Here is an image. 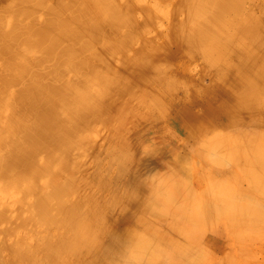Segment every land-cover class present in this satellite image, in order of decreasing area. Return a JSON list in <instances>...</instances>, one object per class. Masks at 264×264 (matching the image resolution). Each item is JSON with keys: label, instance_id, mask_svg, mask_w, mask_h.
Instances as JSON below:
<instances>
[{"label": "rangeland", "instance_id": "1", "mask_svg": "<svg viewBox=\"0 0 264 264\" xmlns=\"http://www.w3.org/2000/svg\"><path fill=\"white\" fill-rule=\"evenodd\" d=\"M233 3L229 9L219 0H115L99 18L80 0H0V264H92V257L99 259L98 264H112L113 248L98 249L95 239L84 232L85 244L91 247L87 252L73 250L78 247L74 244L79 238L77 227L83 224L88 231L99 230V244L113 240L114 248L130 227L154 237V243L163 247L161 252L168 253L159 264H173L170 254L176 248L187 251V247L182 250L186 241L194 250L190 248L193 251L184 253L185 257L194 255L195 264H220L224 259L225 264H264V168L260 170L263 164L252 158L264 154V125L259 122L264 121V72L261 89L255 90L250 83H242L226 60L247 56L238 44L250 36H242L241 27L250 26H244L250 15L260 18L264 26V0ZM228 75L235 80L232 84ZM234 84L252 102L245 116L249 114V119L238 122L231 120L236 111H228L221 98L222 89ZM208 106L219 114L209 112ZM183 111L186 117L192 115L188 136L180 131L185 125L175 120ZM200 125L201 134H197ZM212 140L215 148L222 141L218 146L222 151H210ZM204 147L209 148L201 151ZM222 147L227 159L234 157H229L231 166L232 161L227 163L224 154L220 156ZM199 149L205 157L217 155L206 159ZM240 151L252 160L244 157L246 164L243 157L239 160ZM223 168H233L236 173L228 172L239 175V181L243 176L245 182L237 184L226 171L222 174ZM166 173L176 174L178 186H173L177 187H171L172 175ZM165 177L166 188L172 189L169 195L181 199L170 203L189 207L185 209L194 215L191 221L172 224L170 216L184 207L160 211V217L151 213L158 186L161 193L167 191ZM251 179H257L254 189L249 186ZM201 189L215 190L220 196L217 202L222 203L215 202L213 191L214 199H209L211 194L199 193ZM219 191H229L231 199ZM189 194L199 195L198 199L192 197L191 202ZM232 197L245 200L231 204ZM73 206L77 215L72 219L66 210ZM194 207L201 215L205 210L199 219L203 226ZM173 230L183 232L177 236L186 241L176 239ZM159 231L168 233L166 238ZM149 260L145 254L133 262H154Z\"/></svg>", "mask_w": 264, "mask_h": 264}, {"label": "bare ground", "instance_id": "2", "mask_svg": "<svg viewBox=\"0 0 264 264\" xmlns=\"http://www.w3.org/2000/svg\"><path fill=\"white\" fill-rule=\"evenodd\" d=\"M81 2H83V3H86L88 6H89V8L92 10V11H94L95 12V14H98V17L99 18H102V16H101V12L103 11V10H105L106 8H111L112 7V4L115 2V0H80ZM234 1H236V0H219V2L220 3H222V7H224V8H229V9H233L234 7H233V4H235V3H233ZM253 16V15H252ZM244 26L245 25H247L248 23H250V26H246V27H241V28H244V29H242L243 30V32L242 31H240L241 33H242V36H250V40H245V42L244 43H241V45H240V43L238 44L239 45V48H240V50L241 51H243L244 53H246L247 54V56H242L241 58L240 57H236V58H234V57H232V56H228L227 58H226V60H227V62H228V65L230 66V67H232L231 69H233L234 71H237V74L239 75V76H241L242 77V83H245L244 81H246V82H248V83H250L251 85H253V87H254V89L255 90H257V88H259V90L261 89V83L263 82V75L261 74V73H263L264 72V26L262 25L263 24V21L261 20L260 21V18H258V19H255L254 20V18H252L251 17V15H250V18H248V19H246V20H244ZM261 22V23H260ZM255 23V24H254ZM253 25V26H252ZM92 26V25H91ZM250 34H253V36L252 35H250ZM247 41V42H246ZM241 46V47H240ZM224 57V56H223ZM224 60V59H223ZM230 75H228V77H227V81L229 82V81H231V83L230 84H232L235 80H233L231 77H229ZM241 83V84H242ZM238 84H240V83H238ZM242 86V85H241ZM229 89H230V91H229ZM264 90V89H263ZM262 90V91H263ZM222 91H224V92H221V94H222V96H221V98L223 99V98H225V100L223 99L222 101L223 102H226V104H227V110L228 111H230V112H232L233 110H235L236 111V115L233 117V119H231L232 121H236V122H238V121H243V120H245V119H249V114H248V116L247 117H245L246 115H247V113H248V110H249V108H251L250 107V105L252 104V102H250V101H248L247 99L245 100L243 97L244 96H242V93L244 92V90L241 88V87H239V86H237V85H233L232 87H230V88H228L227 90L226 89H222ZM228 91V92H227ZM257 98H258V94H257ZM257 102V101H256ZM258 103V102H257ZM253 108H254V106H253ZM256 108V107H255ZM207 109L209 110V112H211V113H215V114H219L218 112H217V110H215L213 107H207ZM261 109V108H260ZM259 109V110H260ZM264 109V108H263ZM262 109V110H263ZM264 111V110H263ZM261 112V111H260ZM259 113V112H258ZM263 114H264V112H262ZM258 116V115H257ZM186 117V112H181V113H179L178 115H176V118H175V120H176V122H178V123H181V124H184L185 126H183L182 128H181V133L182 134H185L186 136H188V135H190V133L189 132H191V130H192V128H191V125L190 124H188L189 123V121H191V118H192V115L191 114H188V116L186 117V119H188L187 120V122L186 121H184V118ZM261 117V116H260ZM194 118L195 119H198V118H196L195 116H194ZM263 118V117H262ZM262 118L260 119V118H258V119H260V120H262ZM201 119H203V118H201ZM264 119V118H263ZM255 121H257V118H256V120ZM254 121V122H255ZM246 122V121H245ZM244 122V123H245ZM248 122V121H247ZM254 122H251L250 124H255ZM260 122V124H261V127L264 125V121H263V123H261L262 121H259ZM259 122H257V124L259 125ZM257 124H255V125H257ZM257 125V126H258ZM251 127V126H250ZM260 127V128H261ZM264 127V126H263ZM198 128H200V129H198ZM197 128V134H201V125L199 126ZM238 129H240V128H237V130ZM247 129V128H246ZM249 129V128H248ZM247 129V130H248ZM252 129H254V128H252ZM262 129V128H261ZM242 130V128L240 129V131ZM257 131H258V129H256ZM239 131V132H240ZM203 132V131H202ZM206 132V131H205ZM237 132V131H236ZM242 133H243V131H241ZM207 133H209V132H207ZM206 133V134H207ZM238 133V132H237ZM245 133V132H244ZM250 133V132H249ZM251 133H253V132H251ZM261 133V132H260ZM205 133H203L202 135H204ZM256 134V133H255ZM202 135H200V136H202ZM209 135V134H208ZM257 135H260V134H257ZM243 137L244 136V134H241L240 135V137ZM40 137V136H39ZM216 136H213V138H215ZM226 137V136H225ZM232 137V136H231ZM248 137V136H247ZM259 137H262V136H259ZM258 137V138H259ZM217 138V137H216ZM222 139H223V141H224V138L223 137H221ZM229 139H230V137H228ZM227 138V140L229 141V139ZM244 138V137H243ZM242 138V139H243ZM252 138H254V136L252 137ZM30 139V138H29ZM217 139H220V138H217ZM221 139V140H222ZM257 139V138H256ZM216 140V139H215ZM220 140V141H221ZM16 141V140H15ZM214 140H212V142H211V144H209V147H210V145H212V143L214 144V142H213ZM231 141H233L232 139L230 140V143H231ZM238 141V140H237ZM244 141H245V138H244ZM259 141V140H258ZM206 142H208L207 140H206ZM205 142V143H206ZM222 142V141H221ZM221 142H219V144H218V146L220 145V143ZM240 142H242V140L240 141ZM253 142V141H252ZM27 143V142H26ZM209 143V142H208ZM224 144L226 143V142H223ZM228 143V142H227ZM243 143V142H242ZM244 143H246V142H244ZM224 144H223V146H224ZM235 144V143H234ZM228 145H230L231 147L233 146V145H231V144H228ZM247 145V144H246ZM258 145V144H257ZM28 146V145H27ZM218 146H216V148L214 147V145H212V148H210V151H213V149H217V150H219V152L220 151H222V150H220V147H218ZM241 147H242V145H240ZM200 147H203V146H200ZM208 147V148H209ZM214 147V148H213ZM248 147V146H247ZM208 148H206V149H208ZM223 148V147H222ZM236 148V147H235ZM240 148V147H239ZM205 149V147H204V149H199V152L200 153H202L201 151H204V150H206ZM212 149V150H211ZM237 149V148H236ZM240 149H242V148H240ZM239 149V150H240ZM248 149V148H247ZM201 150V151H200ZM231 150V149H230ZM209 150H207L206 152H210ZM218 152V151H217ZM218 152V153H219ZM223 152L224 153H221V157H222V154H224V156L223 157H225L226 158V152L227 151H225L224 150V148H223ZM241 152V151H240ZM249 153H250V151H248ZM208 153H206V156H207V154ZM211 153V152H210ZM228 153V152H227ZM231 153V152H230ZM235 153V152H234ZM238 153V152H237ZM211 154H213V153H211ZM233 154V153H232ZM244 154L245 153H242L241 152V156H239V160H240V158L241 157H243L242 158V160H244V157H245V160H247L248 162L250 161V160H252L249 156L248 157H246V156H244ZM202 155L205 157V154H203L202 153ZM210 155V154H209ZM214 155V157L217 155V153H214L213 154ZM252 155V154H251ZM193 156V155H192ZM211 156V155H210ZM209 156V157H210ZM229 157H232V158H234L233 156H230V155H228ZM252 156H254V157H252L253 158V160L255 161V162H257V163H260V164H263V166H261V168H260V166L259 165H257L256 163H254V164H256L259 168H260V170H262L263 168H264V154H257V155H252ZM31 157V156H30ZM208 156L207 157H205L206 159L207 158H209ZM214 157H210L211 159H214ZM229 157H228V159H229ZM224 158V160H226V162L227 161H229L227 158L225 159ZM237 158V157H236ZM211 159H208V161H210V162H212V160ZM216 159V158H215ZM178 160V159H177ZM198 160V159H197ZM241 160V161H242ZM245 160L243 161L244 163H245ZM179 161V160H178ZM182 161V160H181ZM220 161V160H219ZM223 161V160H222ZM230 161H232V160H230ZM229 161V162H230ZM238 161V160H237ZM177 162V161H176ZM199 162V161H198ZM213 162H216L215 160H213ZM212 162V163H213ZM224 162V164H226V162L225 161H223ZM247 162V163H248ZM228 163V162H227ZM238 163V162H237ZM236 163V165L237 166H239V165H242L241 163L240 164H237ZM253 163V162H252ZM251 163V164H252ZM220 164V163H219ZM230 164V166H231V164H233V161L231 162V163H229ZM246 164V163H245ZM250 164V163H249ZM250 164V165H251ZM49 165V164H48ZM205 165V164H204ZM228 165V164H227ZM236 165H234V167L237 169H239V167H237ZM209 166V165H208ZM218 166H220V165H218ZM199 167V166H198ZM222 167H224V166H222ZM226 167V166H225ZM224 167V168H225ZM233 167V168H234ZM263 167V168H262ZM181 169H182V167H180ZM208 168V167H207ZM213 168V167H212ZM216 168V167H215ZM224 168L221 170V171H223L224 170ZM229 168V167H228ZM233 168H232V170H231V168L229 169V170H231V171H233ZM184 169V168H183ZM201 169V167L198 169V170H200ZM227 169V168H226ZM226 169H225V171H226ZM249 169V168H248ZM202 170H203V166H202ZM229 170H227L226 172L225 171H223L224 173H222L223 175H225V173L227 174V177H233V175L231 174L232 172H228ZM235 170V169H234ZM264 170V169H263ZM262 170V173L264 172ZM189 171V170H188ZM212 171H213V169H212ZM217 171V170H216ZM220 171V172H221ZM239 171H241L240 169H239ZM239 171H238V173H239ZM259 171V170H258ZM235 171H233V173H234ZM242 172V171H241ZM240 172V173H241ZM246 172V171H245ZM206 173V172H205ZM212 173H215V170H214V172H212ZM236 173V172H235ZM247 173V172H246ZM207 174V173H206ZM231 174V175H230ZM241 174H244V173H241ZM248 175H249V173H247ZM161 175H163V174H161ZM165 175H172V178H171V176H170V180H172V186L171 187H177L178 185H177V177H175V178H173L174 176H176V174H165ZM174 175V176H173ZM195 175V174H194ZM219 175H221V174H219ZM229 175V176H228ZM244 175H246V174H244ZM262 175H264V173L262 174ZM164 176V175H163ZM162 176V177H163ZM184 176H186V175H184ZM239 176V175H238ZM237 176V177H238ZM201 177H202V174H201ZM220 177H222V176H220ZM237 177H235V174H234V177L232 178L233 180H234V178L236 179V180H234L235 182H237V181H239V179L237 180ZM241 177V176H240ZM239 177V178H240ZM198 178V177H197ZM196 178V176H195V179H197ZM242 178L244 179V177L242 176ZM241 178V179H242ZM250 178H252V176H250ZM250 178H248V179H250ZM168 179V178H167ZM166 177H165V179H164V182H163V186L166 184V183H168V182H165L166 180ZM173 179H176V180H174L173 181ZM181 179H183L182 177H181ZM199 179L201 180V178L199 177ZM205 179V178H204ZM216 179H218L217 180V182L219 181V178H216ZM226 179V178H225ZM242 179V180H243ZM157 180H161V178H157ZM170 180H169V182H170ZM198 180V179H197ZM221 180V179H220ZM242 180H240L241 182H243ZM251 180H253V179H251ZM251 180H249V183H250V187H251V189H252V187H253V189H254V187H256L255 186V181L257 180H253V182H251ZM62 181H64V180H62ZM147 181V180H146ZM156 179L154 180V183L155 184H157L156 182ZM162 181V180H161ZM176 181V182H175ZM180 181V180H179ZM182 181V180H181ZM199 181V180H198ZM223 181V180H222ZM226 181V180H225ZM239 181V182H240ZM175 182V183H174ZM183 182V181H182ZM182 182H180V183H182ZM197 182V181H196ZM220 182V181H219ZM244 182H245V179H244ZM161 182H159V184H160ZM188 183H189V181H188ZM198 183V182H197ZM200 183V182H199ZM214 183V182H213ZM256 183H258V182H256ZM162 184V183H161ZM173 184L175 185H177V186H173ZM194 184V183H193ZM201 184V183H200ZM203 184H204V182H203ZM216 184V181H215V183H214V185ZM237 184H238V182H237ZM240 184V183H239ZM52 185H53V182H52ZM169 185V184H168ZM180 185V184H179ZM192 185V184H191ZM217 185V184H216ZM219 185V184H218ZM231 185V184H230ZM257 185V184H256ZM152 188H153V183H152V185H150ZM155 186V185H154ZM158 186V185H157ZM170 186V185H169ZM186 186H188V185H186ZM201 186H203V185H201ZM170 187V188H171ZM181 188H182V185L180 186ZM179 187V188H180ZM192 187V186H191ZM190 187V188H191ZM211 187V186H210ZM214 187V186H213ZM259 187V186H258ZM158 188H159V186H158ZM157 188V190H158V198H156L157 199V201L155 202V203H153V204H151V206H150V211H151V213H154V214H157V216L158 217H160L161 215V212H166V213H168L167 212V210L168 209H170V210H177L178 208H182V207H184V206H181L180 207V205H181V203H179V205H178V207H176V205H174L175 204V202H173V203H170L171 202V200H173V199H175V197L174 198H172V196H170L169 194H171V190H168L167 188H166V185H165V188H166V190L167 191H165V190H163V191H165V192H163V193H161V190H159ZM187 188V187H186ZM185 188V189H186ZM190 188H189V190H190ZM200 188V187H199ZM244 188H246V187H244ZM161 189V188H160ZM174 189V188H173ZM176 189V188H175ZM195 189H197V188H195ZM225 189H226V187H225ZM243 189V188H242ZM263 189V188H262ZM262 189H260V190H262ZM83 190V189H82ZM188 190V189H187ZM222 190V189H221ZM231 190V192H232V189H230ZM246 190H248V189H246ZM257 190V188L255 189V191ZM175 191V190H174ZM201 192H199V193H202L203 191H202V189L200 190ZM210 192H208V190L206 191H204L203 193H205L206 194V192H207V194H206V196H208L209 194L208 193H210L211 194V197L209 198V199H214L215 200V202L218 204L219 202V204H221L222 202H221V200H219V202H217V200H216V198L218 197L217 195V193H214V192H216L215 190L213 191L212 189L211 190H209ZM213 191V196H214V194H215V196H214V198H213V196H212V192ZM254 191V192H255ZM37 192V191H36ZM81 192V191H80ZM173 192V191H172ZM191 193L193 192V191H190ZM198 192V191H197ZM220 192V191H219ZM228 192L229 191H227V192H220L219 193V195L222 193V195L224 194V197H225V195L226 196H228ZM231 192H230V194H231ZM249 192V191H248ZM253 192V191H252ZM262 192H263V190H262ZM261 192V193H262ZM35 193V192H34ZM42 193V192H41ZM161 193V194H160ZM175 193V192H174ZM179 193H182V192H179ZM186 193V192H185ZM184 193V191H183V193L182 194H185ZM198 193V194H199ZM238 193V192H237ZM257 193H259L260 194V192L258 191ZM39 194H40V192H39ZM80 194V193H79ZM249 194V193H248ZM76 195V194H75ZM74 195V196H75ZM172 195V194H171ZM176 195H177V193H176ZM186 195H187V193H186ZM190 195V198H189V196H188V198L191 200V202L196 198V199H198V196L199 195H192L191 196V194H189ZM201 196H204V195H202V194H200ZM233 195V194H232ZM242 195V194H241ZM260 195H262V194H260ZM173 196H175V195H173ZM179 196V195H178ZM184 196V195H183ZM237 196H240V195H238L237 194ZM245 196H246V194H245ZM251 196H252V194H251ZM263 196V195H262ZM70 198L72 197V195L71 196H69ZM194 199H193V198ZM222 197V196H221ZM230 199H231V197H230V195L228 196ZM227 197V198H228ZM64 198V197H63ZM74 198V197H73ZM180 197H176V199L175 200H177V199H179ZM203 198H205V197H202V199ZM218 198H220V196L218 197ZM234 200H233V202L231 203V204H233L234 203V201H236V200H242V199H240V197L237 199L236 198V200H235V197H232ZM256 199H257V197H255ZM72 199V198H71ZM184 200L185 199H187V198H183ZM207 199V198H206ZM205 199V200H206ZM180 200V202H181V199H179ZM183 200V201H184ZM204 200V201H205ZM224 200V199H223ZM227 200V199H226ZM243 200H245V198L243 199ZM242 200V201H243ZM254 200V199H253ZM258 200V199H257ZM178 201V200H177ZM176 201V202H177ZM200 201V200H199ZM203 201V200H202ZM200 202V204L202 203V205H204L203 204V202ZM208 201V200H207ZM207 201H205L206 203H207ZM225 201V200H224ZM223 201V202H224ZM228 201V200H227ZM242 201H240V203L242 202ZM179 202V201H178ZM195 202V201H194ZM215 202H212V203H215ZM230 202H231V200H230ZM245 202V201H244ZM190 203V202H189ZM227 203H229V202H227ZM250 203V202H249ZM177 204V203H176ZM190 204H192V203H190ZM210 204V203H209ZM218 204V205H219ZM225 204V203H224ZM224 204H222V206L224 205ZM230 204V205H231ZM238 204V203H237ZM244 204V203H243ZM258 204V203H257ZM185 205H186V203H185ZM240 205V204H239ZM264 205V204H263ZM192 206V205H191ZM190 206V207H191ZM206 206V205H205ZM207 206H208V203H207ZM207 206H206V208H207ZM213 206V205H212ZM211 206V207H212ZM232 206H235V205H232ZM237 206V205H236ZM254 206V205H253ZM252 206V207H253ZM160 207H161V209H160ZM193 207V206H192ZM200 207V206H199ZM198 207V208H199ZM202 207V206H201ZM210 207V208H211ZM221 207V206H220ZM246 207V206H245ZM255 207V206H254ZM185 208H189V207H184L183 209H185ZM197 208V207H196ZM223 208V207H222ZM251 208V207H250ZM63 209H66L65 207H63ZM190 209V208H189ZM188 209V210H189ZM196 212H198V210L197 209H195V207L193 208ZM208 210H209V208H207ZM241 209V208H240ZM186 210L187 209H185L184 211H182L181 213H178V212H174V214L173 215H171L170 217H171V222H172V224H174V225H176V226H178V224H180V223H185V222H188V221H191V218L193 217L194 218V215L192 216V213H189L190 211H187L186 212ZM194 210H191L192 212L194 211ZM200 210V209H199ZM235 210V209H234ZM247 210V209H246ZM67 211V215H68V217H70V218H74V216H76L77 214V211H76V207H72L71 209H67L66 210ZM161 211V212H160ZM179 211H180V209H179ZM195 211H194V213H195ZM203 211V210H202ZM217 211V210H216ZM231 211V210H230ZM232 212V211H231ZM230 212V213H231ZM264 212V211H263ZM204 213H205V210H204ZM204 213H203V215H201L200 214V212H198V213H196L195 215H197L198 217V220H197V222H199L200 224L202 223V221H200L199 219H201L203 216H205L204 215ZM220 213V212H219ZM229 212L227 211V213L226 214H228ZM229 213V214H230ZM237 213V212H236ZM164 214V213H163ZM198 214H200V215H198ZM206 214H208L209 215V213H207L206 212ZM228 214V215H229ZM239 214L240 213H238V216H239ZM247 214H248V211H247ZM231 215H232V213H231ZM248 215H250V214H248ZM264 215V214H263ZM156 216V215H155ZM164 216H165V219L167 218V216L164 214ZM207 216V215H206ZM220 216H221V213H220ZM238 216H236V217H238ZM35 217V216H34ZM148 217V216H147ZM158 217H156V218H158ZM208 218H209V216H207ZM212 217V216H211ZM245 217H247V216H245ZM264 217V216H263ZM263 217H261V218H263ZM164 217H163V215H162V218L161 219H163ZM231 218V217H230ZM229 218V219H230ZM159 219V218H158ZM195 219H193V220H195ZM210 219V218H209ZM222 218H220L219 219V221L221 220ZM238 219V218H237ZM248 219H249V217H248ZM151 220V219H150ZM164 220V219H163ZM227 220V219H226ZM239 220V219H238ZM259 220V219H258ZM209 221V220H208ZM215 221V220H214ZM216 221H218V220H216ZM215 221V222H216ZM218 221V222H219ZM250 221V220H249ZM263 219H262V222H261V224H264L263 223ZM160 223H163V222H161V221H159ZM194 222H196V221H194ZM196 222V223H197ZM224 222V220H222L221 221V223H223ZM228 222V221H227ZM196 223H193V224H195L196 225ZM210 223V222H209ZM220 223V224H221ZM157 224V223H156ZM198 224V223H197ZM200 224H198V225H200ZM258 224H260V223H258ZM150 225V224H149ZM160 225V224H159ZM198 225H196V228H197V226ZM223 225V224H222ZM242 225V224H241ZM244 225V224H243ZM245 225H246V223H245ZM247 225H250L249 224V222H248V224ZM251 225H253V224H251ZM155 226V225H154ZM163 226H164V224L163 225H161V227L163 228ZM201 226H203V223H202V225ZM208 226V225H207ZM150 227V226H149ZM165 227H166V224H165ZM167 227H168V229L171 227L172 229L174 228V226L172 225H170V227L167 225ZM166 227V228H167ZM225 227H227V226H225ZM230 227V226H229ZM237 227H239V226H237ZM249 227V226H248ZM86 228V224L84 225H80L79 227H77V235H78V241L76 242V243H74V244H78V247L77 248H74L73 250H81V251H86L87 252V250L89 249L88 247H91L90 245H86L85 244V241H87L85 238H83V237H85L83 234H82V232H84V234H86V236H88V238L89 239H92V238H94L95 239V243L93 244L94 246H97L98 247V249H104L105 248V246L106 247H108V248H113V252L115 253V256H114V259L112 260V264H132V263H134L133 261H135L136 260V257L137 256H140V255H147V257H149V261H151V260H153L154 262H152L151 261V263H146V264H159L160 263V258H167V257H164V256H166L167 254H166V252H161V250L160 249H163V247L162 248H160V245L159 244H157V242H155L154 243V239H152V238H154V237H152L151 239L150 238H148V237H145V235H143V234H138L136 231H135V228H133V227H130V228H128L127 230H125V232H123L122 234H121V236H119L118 237V239H117V241H118V247H116V248H114L113 247V245H114V242H113V240H109V239H107V240H103L102 242H101V244H99V242L97 241V237L99 236L98 235V233H99V230H91V231H88L87 229H85ZM161 228V229H162ZM170 228V229H171ZM176 229H178V227H175ZM201 228V227H200ZM202 228H204L205 229V226L204 227H202ZM202 228H201V231H202ZM160 229V230H161ZM164 229V228H163ZM194 228H192V231H194L195 232V229L193 230ZM225 229V228H224ZM223 229V230H224ZM227 229V228H226ZM246 229V228H245ZM153 230V229H152ZM166 229H164V231H165ZM178 230H180V229H178ZM176 231V230H173V233H174V231H175V233H176V235L175 236H177V234H179V236H180V233L181 234H183V232H180V231ZM197 230V229H196ZM210 230V229H209ZM149 231V230H148ZM155 231V230H154ZM169 231V230H168ZM168 231H166V232H168ZM198 231H199V229H198ZM198 231H197V233H198ZM205 231H207V229L205 230ZM225 231V230H224ZM224 231H220V232H224ZM250 231V230H249ZM260 231H261V229H260ZM4 232V231H3ZM2 232V233H3ZM160 232V231H159ZM179 232V233H178ZM187 232H189V231H187ZM194 232L193 233H191V235L192 234H194ZM208 232V231H207ZM245 232H247V231H245ZM161 233V232H160ZM171 232H169V234H170ZM172 233V234H173ZM225 233H227L226 231H225ZM230 233V232H229ZM228 233V234H229ZM234 233V232H233ZM157 234H159V233H157ZM162 235H164V233L162 232L161 233ZM167 234L168 233H166V235H164V237L166 238V236H167ZM189 234H190V232H189ZM200 234H202V233H200ZM250 234H252V233H250ZM153 235V234H152ZM171 235V234H170ZM186 235H187V233H186ZM204 235H206V233H204ZM247 235V234H246ZM147 236V235H146ZM159 236H160V234H159ZM173 236H174V234H173ZM175 236L173 237L174 238V241H178L180 238L177 236L176 237V239L177 238H179L178 240H176L175 239ZM225 236V235H224ZM232 236V235H231ZM243 236V235H242ZM251 236V235H250ZM151 237V236H150ZM158 237V236H157ZM171 237V239H173L172 238V236H170ZM197 237V236H196ZM238 237V236H237ZM245 237V236H244ZM161 238H162V236H160V240H161ZM168 238V237H167ZM203 238H204V236H203ZM247 238H249L248 236H247ZM80 239L81 240H83V241H80ZM155 239H156V237H155ZM183 239V242H185L186 240L182 237L181 238V240ZM235 239V238H234ZM157 240H158V238H157ZM160 240H158V241H160ZM169 240V239H168ZM167 240V241H168ZM185 240V241H184ZM237 240V239H236ZM235 240V241H236ZM243 240H246V239H243ZM242 240V241H243ZM162 241H165L166 242V240L165 239H163L162 238ZM171 241H173V240H171ZM226 241V240H225ZM235 241H233L234 243V248H236V245H235ZM239 241V240H238ZM247 241V240H246ZM249 241V240H248ZM247 241V242H248ZM94 242V241H93ZM227 243H228V241H226ZM230 242V241H229ZM168 243V242H167ZM169 243H171V242H169ZM175 242H173V244H174ZM74 244H70L71 246L72 245H74ZM163 244H165V247H168V246H166L167 244L166 243H163L162 242V245ZM182 244V243H181ZM184 244V243H183ZM190 243H188V245H187V241H186V243L184 244V245H187V246H184L183 245V248L184 249H182V247H180L182 250H184L185 251V247H187V251H185L184 253H186V252H188L189 254L191 253V251H193L194 249L193 248H191V244L189 245ZM249 243H247V245H248ZM102 245V246H101ZM228 245V244H227ZM226 245V246H227ZM231 245V244H230ZM246 245V246H247ZM164 246V245H163ZM190 246V247H189ZM229 246V245H228ZM238 246V245H237ZM239 246H240V244H239ZM242 246H244V245H242ZM248 246H252L251 245V243L248 245ZM170 245H169V249H170ZM189 247V248H188ZM195 247V246H194ZM193 249V250H189V249ZM226 248V247H225ZM172 249H174V248H172ZM171 249V250H172ZM179 249V248H178ZM228 249V248H227ZM230 249H232V248H230ZM239 249V248H238ZM248 250V248L247 247H245V250ZM264 249V248H263ZM226 250V249H225ZM244 250V249H243ZM167 251V250H166ZM176 253H171L170 254V259H172V263L173 264H187L188 262H191V261H195L196 259V257L194 256V255H191V257L189 256V259H188V257H185V254L184 253H182L183 251H181V250H177V248L174 250ZM227 251V250H226ZM240 252V251H239ZM193 253V252H192ZM237 253V252H236ZM195 254V253H194ZM243 253H240V254H236V257L238 256V255H242ZM188 255V254H187ZM186 255V256H187ZM203 256V255H202ZM224 256H226L225 254H224ZM224 256H223V258H224ZM245 256V255H244ZM86 257H88V259L89 260H91V257L89 256V254L87 253V256ZM142 257V259L144 258L143 256H141ZM227 258L229 257V254H227V256H226ZM233 257V256H232ZM243 257V256H242ZM93 258V260L91 261L92 262V264H98L99 262V259H97L96 257H92ZM139 258V257H138ZM198 258V257H197ZM147 259V258H146ZM169 259V258H168ZM200 259H202L201 257H200ZM144 260V259H143ZM143 260H141L140 262H142ZM230 260H232V259H230ZM137 261H139V260H137ZM137 261H135V262H137ZM166 261H167V259H166ZM171 261V260H170ZM198 261V260H197ZM200 261H202V260H200ZM200 261H199V263H200ZM205 261V260H204ZM227 259H226V262H225V259L223 260V262H221V263H223V264H225V263H227ZM237 261V260H236ZM140 262H138L137 264H139ZM169 262V261H168ZM168 262L166 263L165 262V264H168ZM203 262V261H202ZM201 262V263H202ZM231 262H233V261H231ZM192 263H198V262H192ZM192 263H189V264H192ZM220 263V264H221ZM135 264V263H134ZM141 264V263H140ZM163 264V263H162ZM219 264V263H218ZM233 264H234V262H233Z\"/></svg>", "mask_w": 264, "mask_h": 264}]
</instances>
